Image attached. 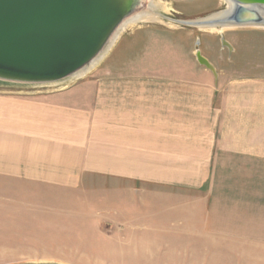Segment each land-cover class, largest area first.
Here are the masks:
<instances>
[{
    "label": "crops",
    "instance_id": "crops-1",
    "mask_svg": "<svg viewBox=\"0 0 264 264\" xmlns=\"http://www.w3.org/2000/svg\"><path fill=\"white\" fill-rule=\"evenodd\" d=\"M176 2L188 19L222 4ZM222 32L138 22L78 79L40 92L0 80V184L89 192L101 205L112 192L155 197L191 231L252 241L247 263L264 264V74L231 71L227 52L242 43L227 40L229 52Z\"/></svg>",
    "mask_w": 264,
    "mask_h": 264
},
{
    "label": "rangeland",
    "instance_id": "rangeland-1",
    "mask_svg": "<svg viewBox=\"0 0 264 264\" xmlns=\"http://www.w3.org/2000/svg\"><path fill=\"white\" fill-rule=\"evenodd\" d=\"M166 1L169 11L164 13L165 18H189L177 12L178 0ZM216 1L185 0L181 8L189 12ZM221 1L219 9L225 5ZM221 34L235 44L242 43L238 52L230 55L227 52L225 62L228 60L233 66L231 71L264 74V28L233 27ZM12 86L6 89L24 91ZM51 88L35 85L27 90L40 92ZM222 178L225 188L230 177ZM256 178L255 185L264 188V182L258 184ZM215 179L220 177L211 176L213 187ZM2 183L0 264H236L238 261L248 264L247 258H252L245 254L249 250L242 252L254 246L252 241L234 240L229 234L215 239L209 226L205 231L199 228L191 231L192 225L183 219L173 220L166 203L155 197L141 200L138 193L112 192L107 199L109 204L101 205V200H90L89 192H60L45 186ZM261 210L264 215V209ZM120 212L121 215H115Z\"/></svg>",
    "mask_w": 264,
    "mask_h": 264
},
{
    "label": "water",
    "instance_id": "water-1",
    "mask_svg": "<svg viewBox=\"0 0 264 264\" xmlns=\"http://www.w3.org/2000/svg\"><path fill=\"white\" fill-rule=\"evenodd\" d=\"M224 4L220 15L173 20L195 27L264 24V0ZM141 6L142 0H0V80L47 84L67 78L95 58L122 20ZM219 39L231 52L221 33ZM194 46L198 63L216 78L214 65L200 53L199 39Z\"/></svg>",
    "mask_w": 264,
    "mask_h": 264
},
{
    "label": "bare ground",
    "instance_id": "bare-ground-1",
    "mask_svg": "<svg viewBox=\"0 0 264 264\" xmlns=\"http://www.w3.org/2000/svg\"><path fill=\"white\" fill-rule=\"evenodd\" d=\"M224 1L228 3V0H224ZM142 2H144V5H142L141 8L136 9L135 12H133L132 14H130L129 16H127L126 18L122 20V22L116 27V29L113 31V33L109 37L104 48L88 64H86L84 67H82L81 69H79L78 71H76L75 73L71 74L70 76H68L67 78L63 80L51 82L47 84H35V85H40L42 87L43 86L47 87L49 85L55 86V85L61 84V81L70 82L82 76H85V74H87L91 69H93L97 64H99V62L104 58V56L107 54L109 49L112 47V45L114 44L116 39L119 37L121 32L124 31L126 28L135 25L138 22H153V23L159 22V23H162L168 26L178 25L177 22L174 21L172 18L170 17L165 18L164 13H167L169 11L166 0H142ZM217 11H215L214 15H220L219 14L220 12H217ZM230 27L231 28L233 27H258V28L261 27V28H264V24L236 26V25H218L216 23H207V24H201L198 26V28L200 29L214 30L217 32H222L223 29L230 28Z\"/></svg>",
    "mask_w": 264,
    "mask_h": 264
}]
</instances>
